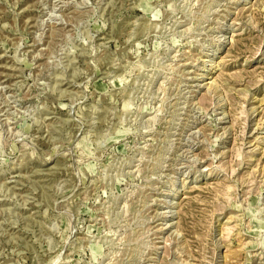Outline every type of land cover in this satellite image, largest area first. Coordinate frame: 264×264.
Instances as JSON below:
<instances>
[{
  "label": "rangeland",
  "instance_id": "rangeland-1",
  "mask_svg": "<svg viewBox=\"0 0 264 264\" xmlns=\"http://www.w3.org/2000/svg\"><path fill=\"white\" fill-rule=\"evenodd\" d=\"M0 264H264V0H0Z\"/></svg>",
  "mask_w": 264,
  "mask_h": 264
}]
</instances>
